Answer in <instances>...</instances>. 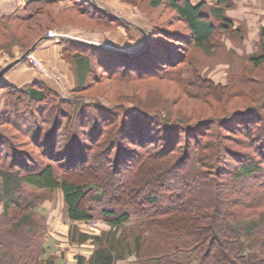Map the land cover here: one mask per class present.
<instances>
[{"label": "trees", "instance_id": "1", "mask_svg": "<svg viewBox=\"0 0 264 264\" xmlns=\"http://www.w3.org/2000/svg\"><path fill=\"white\" fill-rule=\"evenodd\" d=\"M58 2H71L78 14L90 20L129 26L89 0H28L22 16H0V35L6 34L7 21L39 27L34 16L43 14L44 6ZM148 3L151 8L166 4L187 34L149 29L143 46L133 53L59 39L75 79L72 92L87 87V80L96 74V65L104 70L120 66L140 77H168L196 90L231 89L230 85L225 88L203 78L194 54L181 53L180 46L186 44L187 49L206 57L224 49L234 55L231 48L242 45L245 33L241 27H234L225 13L232 0L196 5L191 0ZM44 34L29 46L21 44L19 55ZM222 36L231 48L220 41ZM169 40L173 43L166 42ZM257 48L246 57L247 65L244 63L241 76H234V80L247 85L249 71L264 64V26L259 30ZM7 49L0 44L1 51ZM14 59L16 56L11 61ZM6 73L0 77V152L4 153L0 155V264H64L43 239V209L37 195L55 190L62 194L70 223L69 242L91 241L94 245L87 259L76 257V264H114L130 255L140 264H264V78L252 105L222 117L210 115L185 122L182 116L160 112L151 116L147 111L65 99L37 80L19 87L6 84L2 81ZM28 103L43 106L32 110L33 116L48 106L55 109L54 117L44 120L31 115L34 122L26 125V119L22 122L25 126L21 122L17 125L13 116ZM86 111L88 127L84 125ZM237 120L245 123V139L229 140L244 145L248 153L223 144L221 129L230 131ZM45 123L52 127L42 137ZM7 124L21 131V136L31 137L34 146L41 147L40 155L33 157L21 151L19 143L16 145L14 138L1 130ZM85 127L89 144L77 141L79 134H86ZM65 136L67 143L60 147ZM124 142L131 147L126 149ZM99 155L105 157L109 170L97 166ZM94 219L103 221L108 230L90 235L75 225ZM130 221L132 225L127 227Z\"/></svg>", "mask_w": 264, "mask_h": 264}, {"label": "rangeland", "instance_id": "2", "mask_svg": "<svg viewBox=\"0 0 264 264\" xmlns=\"http://www.w3.org/2000/svg\"><path fill=\"white\" fill-rule=\"evenodd\" d=\"M93 1L97 5L103 3L101 0H98L99 3L95 0ZM104 1L105 4L102 5L107 7L109 12L116 18L127 22L129 25L128 27L118 24L117 21L113 24H105L90 20L86 16L78 14L75 10L76 7L73 6L71 2H63V7L60 8H58V4L48 7L44 6L42 9L45 12L34 16V19H38L40 22L39 27H29L26 24L7 21V32L6 34L0 35V44L6 45L8 49L7 51L0 50V67H4L6 65L5 63L8 61L11 62L13 56L18 58L20 56L19 52L22 50L21 44L29 46L30 43H32V41L42 32L45 33L44 35L61 32L79 39L95 42L98 45H106L108 47L116 48L118 51L130 53L137 51L143 46V42L146 39L144 34H146L149 29H163L167 33L177 32L183 35L187 34L184 24L177 19L174 12L169 9L166 4H163L158 8H151L148 0ZM211 1L214 0H206L205 2L207 4H212L210 3ZM215 2L216 0L213 3ZM88 3H90V1ZM225 13L232 21L234 27H241L245 33L242 45L235 48H231L232 46L230 42H228L223 36L220 37V41H224L227 48L234 50V55H228L227 50L224 49L217 50L212 57H206L195 49H187L186 44H181L180 47L183 49L181 50V53L184 51L185 54H194L195 58L200 63L199 74L203 78L210 80L214 84H219L223 87L225 86V88L230 85L231 89L217 91L212 89L207 91L204 88H198L196 90L194 86L191 88L183 87L181 84L170 80V78L168 79V77H140L136 71L129 72L128 69L120 66L117 68L113 66L114 69L104 70L96 65V74L93 76L94 78L87 80V87L82 91L73 93L75 79L70 68L69 71L72 76V85H68L67 83L63 85L62 83L64 82V79L62 78L61 73L47 68V65L45 64V66L37 56L33 57L38 60L48 72L54 73L59 77V80L53 79L57 83L55 88L48 84L47 81L41 82L49 86L58 95L65 99L75 100L80 98L81 101L83 100L88 105H98L106 108L115 107L117 109L122 108V110L125 107L133 112L140 113L142 111H147L151 116H155L157 112L172 117L182 116L185 122L197 121L198 119H203L210 115L222 117L225 116L227 112H237L252 105L251 101L256 99L258 92H260L262 88L264 64L257 70L249 71V75H246V78L249 81L247 85L234 80V76H241L240 72L244 63L247 65L245 61L246 57L258 50L259 30L264 26V0H232V7L226 9ZM8 15L13 14L0 13V16L5 17ZM46 26L51 27L45 30L44 28H46ZM1 27L0 33H2ZM164 37L165 36H161L162 40ZM166 42L173 43L172 40ZM59 45L61 46V44ZM29 56L25 60H21L20 63L25 67L37 71L30 63ZM62 59L65 60L64 53H62ZM238 89L241 91L245 89V91L243 93ZM241 93L242 95H240ZM1 99L3 102L2 94ZM37 107L40 109L43 106L41 107V105L29 103L22 105V110L17 111L15 116H13L17 125H19V122L22 124L23 120L26 119H28L26 120V125H28L29 122H34L32 117L37 119L43 117L44 120H51L54 117L55 109L53 107L48 108V106H46L45 110L43 109V112L36 113V116H33L32 110H36ZM23 111H26V115L23 114ZM87 111L91 112L90 110ZM87 111L85 113L87 122L84 123L86 127H88L87 125L90 120L88 115L89 112ZM237 121L238 122L235 124L238 128L231 124L230 131H224L221 129L220 133L224 137L223 144H226L239 153H248L249 149L245 148L244 145H237L229 140L231 137L236 140L245 139V123H241L242 120ZM25 124L23 126H25ZM45 126L46 129L44 130V133L42 132V137H45L52 127L50 123H45ZM2 127L1 130L4 131V133L14 138L13 140L16 145L19 143L18 147L21 151L30 153L33 157H38L40 155L41 147H35L31 137L26 135L21 136V131L17 128L14 129L8 124L3 125ZM86 127L84 128V133L86 134H79V136H77L78 143L82 144L85 142V144H89L86 139L87 136H89V130ZM232 129H235L234 133L231 131ZM253 132L255 133L256 130L253 129ZM67 137L68 136L63 137L64 140L59 144L60 147L66 145L68 140L66 139ZM129 145L130 144L126 142L123 143V146L127 147L126 149L131 147V145ZM138 151L141 152V150ZM1 154L4 153L0 152V155ZM110 156L112 157V155ZM1 159V161L4 160V158ZM225 160H227V162L229 161L226 158ZM95 162L99 168L105 167L108 170L110 169V166H108L109 163L106 162L103 155H99V157L95 159ZM115 179H117V176ZM37 195L40 197V209H43L42 221L45 225L43 239H45V244L52 247L51 252L55 256L56 254H54V252L58 248L56 243L61 245L58 249H61L62 253L60 251L59 253L61 254V257L64 258L65 256L63 252L66 251V248L64 247L65 245H62L64 242L60 243V240L63 237H67L68 243L70 245L73 244L69 242L70 223L65 216V206L62 194L60 190H55L53 192H37ZM1 212L2 205L0 204V214ZM132 221H130L127 227L132 225ZM75 225L81 231L85 230L94 233H100L109 228L108 225L99 219H94L89 222H76ZM67 226L68 232H65L64 227Z\"/></svg>", "mask_w": 264, "mask_h": 264}, {"label": "crops", "instance_id": "3", "mask_svg": "<svg viewBox=\"0 0 264 264\" xmlns=\"http://www.w3.org/2000/svg\"><path fill=\"white\" fill-rule=\"evenodd\" d=\"M27 1L28 0H0V13L22 16L24 14V6ZM95 1L99 3L98 0H95ZM101 1H103L102 4H105L104 0H101ZM201 1L205 2L206 0H194V1L191 0L193 5H196ZM214 1H211L210 3L213 4ZM57 4L59 6L58 8H60V7H63L62 5L64 3L58 2ZM102 4L100 5L98 4L99 7L109 11L108 8L104 7V5ZM59 44H60L59 39H55L54 37H49L47 39H44V41H41V43L36 46L35 50L32 52L33 53L32 56H37V58H39L40 61H42L44 65L46 64L47 68H49L50 70L61 73L62 78L64 79V82L62 83L63 85L65 83H67L68 85H72V76L69 71L70 64L62 59L63 50ZM8 62H6L5 64L7 65ZM20 62L14 65L6 73V75L2 78V81L4 83L12 84L15 86H22V85H25L32 81L37 80L40 82L47 81V83L50 84L51 86H54V88L55 86H57L56 85L57 83L53 79L48 77L44 72H40V71L38 72V71L32 70L28 67H25ZM1 104H2V99H1V91H0V108H1ZM64 229H65L64 230L65 232H68V226L64 227ZM82 232H85L90 235L99 234L96 232L94 233V232L85 231V230H82ZM61 242H64V244L62 245H65L64 247L66 248V251L63 252L65 257L64 258L61 257V254L59 253V251L61 253L62 251L61 249H58L61 245H58L57 243H56V246L58 248L54 252V254H56L55 257H61L64 264H76L77 256H83L84 259H87L91 255L94 249V245L90 241H87L82 244L70 245L67 241V237H63L60 240V243ZM114 264H140V263L137 262L134 255H130L126 259L116 260Z\"/></svg>", "mask_w": 264, "mask_h": 264}, {"label": "water", "instance_id": "4", "mask_svg": "<svg viewBox=\"0 0 264 264\" xmlns=\"http://www.w3.org/2000/svg\"><path fill=\"white\" fill-rule=\"evenodd\" d=\"M91 3H93L96 6L97 5L93 0H89ZM109 12V11H108ZM110 13V12H109ZM112 14V13H110ZM113 15V14H112ZM49 37H54L55 39H61V38H67V39H72V40H76V41H80L84 44H88V45H93V46H97V47H101L103 49L109 50L111 52H117L119 53V51L116 48H112V47H108L106 45H98L95 42L92 41H88V40H84V39H79L70 35H66V34H55V35H44L41 38H39L38 40H36L29 49H27L24 53H22L18 58L14 59L13 61L9 62L7 65H5L1 70H0V77H2L8 70H10L14 65H16L17 63H19L21 60L27 58L30 54H32V52L35 50L36 46L44 39H47Z\"/></svg>", "mask_w": 264, "mask_h": 264}, {"label": "built area", "instance_id": "5", "mask_svg": "<svg viewBox=\"0 0 264 264\" xmlns=\"http://www.w3.org/2000/svg\"><path fill=\"white\" fill-rule=\"evenodd\" d=\"M55 34L56 33H49V35H55ZM29 59H30V63L32 64V66L37 71L44 72L46 75H48L50 78L54 80H59V77L56 74L48 72L38 60L34 59V57L31 54L29 56Z\"/></svg>", "mask_w": 264, "mask_h": 264}]
</instances>
